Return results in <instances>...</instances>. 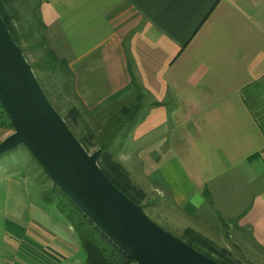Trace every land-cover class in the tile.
I'll return each instance as SVG.
<instances>
[{"label": "crops", "instance_id": "obj_1", "mask_svg": "<svg viewBox=\"0 0 264 264\" xmlns=\"http://www.w3.org/2000/svg\"><path fill=\"white\" fill-rule=\"evenodd\" d=\"M34 2L91 116L130 101L133 75L144 89L117 137L132 164L187 215L226 226L231 259L264 261V0ZM1 208L0 264H86L65 216L31 205L20 180Z\"/></svg>", "mask_w": 264, "mask_h": 264}, {"label": "water", "instance_id": "obj_2", "mask_svg": "<svg viewBox=\"0 0 264 264\" xmlns=\"http://www.w3.org/2000/svg\"><path fill=\"white\" fill-rule=\"evenodd\" d=\"M0 103L14 132L0 155L25 147L58 188L136 264H222L156 223L119 189L41 87L0 13Z\"/></svg>", "mask_w": 264, "mask_h": 264}, {"label": "rangeland", "instance_id": "obj_3", "mask_svg": "<svg viewBox=\"0 0 264 264\" xmlns=\"http://www.w3.org/2000/svg\"><path fill=\"white\" fill-rule=\"evenodd\" d=\"M13 6L17 8L21 19V23L17 25L16 22L15 24L20 32H30L31 29L35 31L34 35L27 39L22 38L21 44L25 49L24 55L27 60L36 64L35 75L48 99L64 117H67L71 108H76L84 113L82 105L74 96L73 86L69 85L70 81L72 82L71 78H73L71 73L66 76L65 71L64 73L58 69L55 71L48 69L49 64L44 63L43 65L42 62H39L44 55L45 48L56 50L58 56L63 54L56 49L51 31L44 29L43 25L40 24V16H37L38 11L34 0H14ZM43 39L45 40V47H37L33 50V46H39ZM86 120L90 127L96 131L100 127L106 129L112 123L109 121L108 113L97 117L86 115ZM72 128L79 134L78 125L72 123ZM13 132L10 122H6L4 126L0 125V143ZM121 139H117L113 143L114 159L124 167L130 184L138 187L145 195L142 202L147 206L145 211L156 223L182 240L190 241L193 247L201 249L225 264H264V261L251 260L250 254L241 253L239 255L241 260L231 259L230 256L233 255L227 251L226 244L222 243V241L228 240L225 235L226 226L219 227L214 221L198 220V218H193L181 211L175 206L171 196L166 191L147 179L140 166L132 164V160L124 154L125 152L121 148L123 144L120 143ZM96 150L98 149L93 147L90 149V153ZM11 178L20 180L21 187L28 192L31 205L38 204L48 208L54 216H58L60 195L56 191V187L30 152L25 147L19 146L0 155V226L4 220L1 206ZM220 232L224 235L223 238L220 237Z\"/></svg>", "mask_w": 264, "mask_h": 264}, {"label": "trees", "instance_id": "obj_4", "mask_svg": "<svg viewBox=\"0 0 264 264\" xmlns=\"http://www.w3.org/2000/svg\"><path fill=\"white\" fill-rule=\"evenodd\" d=\"M13 1L14 0H0V13L9 26L14 40L22 48L25 54V49L22 47L21 40L22 38L27 39L29 36L34 35L35 31L31 29L30 32H20L15 24L16 22L17 25L18 23H21V19L17 8L13 6ZM39 22L43 25L41 16L39 17ZM44 43L45 40L43 39L39 46H33V50L37 47H45ZM43 54L44 55L39 62H42L43 65L44 63L49 64V67H47L48 69L54 71L58 69L62 72L65 71L66 76L71 73L67 62L61 59L54 50L51 48H45ZM30 64L34 69L36 64ZM132 69V64H130L131 72H133ZM69 85L73 86L71 81ZM133 85L135 87V93L131 100L121 102L116 107H113L108 111L109 121L112 123L110 127H107L106 129H102V127H100L96 131L90 127L88 121L86 120V115L90 116L91 114L83 105L82 107L86 115L76 108H71L67 117H64L59 110L58 112L63 116L70 129L89 152L93 147L101 150L99 165L112 182L135 203L142 205L144 209H147V206L142 203L145 199V195L138 189V187L130 184L124 167L120 162L114 159V141L122 134L120 133L122 129L127 126L130 129L135 123H137V112L143 103L144 89L138 84L134 75ZM257 120L264 133V114L261 112L257 113ZM6 122L9 123V119L0 103V125L4 126ZM72 123L78 125L79 134L72 128ZM128 133L129 131H127V134ZM56 191H58V194L60 195L58 200V209L74 228L81 248L85 253L86 264H136L132 258L113 244V242H111L108 237L104 235L94 225V223L90 221L58 188H56ZM187 243L193 246L190 241ZM197 250L212 257L201 249ZM222 251L224 252L225 250ZM212 258L221 262L215 257ZM221 263L225 264L223 262Z\"/></svg>", "mask_w": 264, "mask_h": 264}]
</instances>
